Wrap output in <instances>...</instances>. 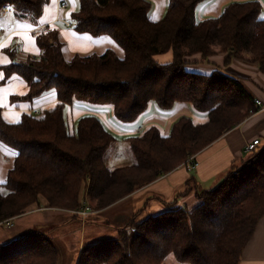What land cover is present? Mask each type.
<instances>
[{
	"label": "trees",
	"instance_id": "16d2710c",
	"mask_svg": "<svg viewBox=\"0 0 264 264\" xmlns=\"http://www.w3.org/2000/svg\"><path fill=\"white\" fill-rule=\"evenodd\" d=\"M49 0H0L18 17L41 16ZM203 0H169L162 18L150 16V0H79L71 13L78 32L109 35L124 50L120 57L103 53L66 60L56 27L37 34L38 56L4 66L6 80L20 75L28 86L23 99L49 90L58 103L44 113H23L7 122L0 108V140L17 151L6 182L0 184V225H9L32 208L80 210L88 199L104 208L170 172L211 144L249 110H257L247 87L221 71L188 67L187 56L224 54L229 65L242 51L264 74V16L259 0H232L218 16L196 17ZM217 46L218 50L214 47ZM172 52V60L156 55ZM19 98V97H17ZM188 102L208 120L194 123L182 115L163 135L157 125L127 138L134 161L109 168L105 154L117 137L96 114H84L71 134L65 106L87 103L109 106L119 121L132 123L150 102L169 110ZM189 208L171 202L165 210L136 221L133 214L114 238H100L82 247L76 264H163L169 254L189 264H239L242 251L264 215V143L246 151L224 179L197 194ZM14 222L12 225L13 226ZM54 235L41 228L16 233L0 242V264H58Z\"/></svg>",
	"mask_w": 264,
	"mask_h": 264
},
{
	"label": "crops",
	"instance_id": "0c3cea01",
	"mask_svg": "<svg viewBox=\"0 0 264 264\" xmlns=\"http://www.w3.org/2000/svg\"><path fill=\"white\" fill-rule=\"evenodd\" d=\"M152 7L150 16L153 20H159L164 15L169 0H150ZM232 0H203L196 9V17L205 19L218 16ZM263 6L264 0H259ZM62 2H67L68 7L62 8ZM79 8V0H49L44 7L43 14L35 22H29L25 18L18 17L12 8L5 13L0 12V108L2 116L7 122H18L23 113H33L38 110L41 116L45 109L51 108L58 103L56 92L49 90L33 100L23 99L28 86L23 78L13 73L7 80L4 66L12 62L9 49H14L15 59H25L27 56H38L41 49L37 43V34L46 26L58 29V38L62 42V53L66 60H71L75 55L101 54L111 48L123 57V48L109 35L93 36L88 32H78L66 21L71 19V13ZM73 22V21H72ZM156 59L162 63L172 60V52L158 54ZM188 67L201 72H212L214 70L224 71L229 66L240 67L245 74L255 75L264 88V74L258 67L245 65L234 59L225 66L224 54L217 52L208 58H203L200 53L186 57ZM249 91L262 101V106L255 112L249 113L241 122L234 125L223 135L195 154L198 165L189 168L184 163L180 164L170 172L160 175L149 184L135 190L101 209H92L86 217H91L94 211L99 212V217L109 214L116 223L108 222L113 227L112 236L117 237V231L133 214L136 221L156 214L166 209L168 204L176 202L180 205L192 207L199 201L198 192L210 189L219 184L233 165H238L246 156V146L255 138L264 143V90L248 86ZM262 92V93H261ZM19 97V98H17ZM81 103H73L67 107L68 127L71 134L76 132V123L84 110L80 108ZM188 102H177L172 109L161 112L155 103L150 102L148 109L130 125L123 126L119 130L123 141L131 135L141 134L151 125H157L163 135H168L172 123L180 116L192 117L194 123H203L208 120L205 113L195 111ZM65 111V110H64ZM105 124V123H104ZM132 125V126H131ZM109 129V128H108ZM112 131V130H111ZM113 132V131H112ZM120 140H116V143ZM17 151L0 140V184L6 182L8 171L14 166ZM134 161V158H133ZM132 161V162H133ZM131 162V163H132ZM89 205V201L85 203ZM195 206V205H194ZM34 213L40 216L41 223H50L54 216L59 220H70L83 216L73 210L46 207L43 205L32 206L26 213L14 218L12 222L20 221L22 228L18 233L33 228L29 220ZM84 217V216H83ZM39 221V223H40ZM16 233V232H15ZM114 233H116L114 235ZM14 235V234H13ZM6 236V232L0 227V238ZM112 237V238H114ZM98 235H91L88 240L96 241ZM0 239L1 241H5ZM91 241V242H93ZM239 264H264V215L259 220L254 234L244 247Z\"/></svg>",
	"mask_w": 264,
	"mask_h": 264
},
{
	"label": "rangeland",
	"instance_id": "374dc122",
	"mask_svg": "<svg viewBox=\"0 0 264 264\" xmlns=\"http://www.w3.org/2000/svg\"><path fill=\"white\" fill-rule=\"evenodd\" d=\"M40 16L27 15L25 18L29 22H35L38 20ZM74 28V26H73ZM215 50H218V47H214ZM219 52V51H217ZM251 54L248 51H242L240 56L234 57L232 60L236 59L240 63L245 65L256 66L250 60ZM227 66V65H225ZM257 67V66H256ZM259 69V68H258ZM226 73L232 75L235 78H238L248 89V86H254L261 90H264L262 83L255 75L245 74L240 67L237 66H229L224 69ZM260 71V70H259ZM249 90V89H248ZM262 93V92H261ZM189 104V103H188ZM80 108L84 110V114H96L99 116L105 125L113 131L117 140H120L113 144V146L108 149L105 154V164L109 168H114L120 165L129 164L133 161V155L129 149L128 142L123 141L122 136L119 134V130L123 126L130 125L128 123H124L119 121L114 115L111 113V109L109 106L101 105H92L83 103L80 105ZM158 110L161 112H166L165 110L159 108ZM192 108V107H191ZM65 119L68 123L67 118V107L65 109ZM132 126V125H131ZM122 139V140H121ZM89 205L92 209L95 210V200L88 199ZM201 201L199 200L195 206H197ZM192 207H195V206ZM190 207V208H192ZM99 212L94 211L93 215L90 217L81 216L78 218H71L70 220H59L58 217L54 216L52 222L50 223H41L40 216H35L34 213L30 216V221L33 223V228H41L47 230L50 235H54L53 241L59 249L60 256L58 264H76L77 259L79 257V253L85 245H88L93 240H88L91 235H98L99 238H112L113 227L108 226V222L116 223L114 219L109 217V214L104 217H99ZM17 218V217H16ZM13 220V219H11ZM40 221V223H39ZM140 221V217L137 219ZM0 227L6 232V236L1 237L0 239H9V237L13 236V234L18 233V230L22 228V223L20 221H16L13 226H9L6 224L0 225ZM16 232V233H15ZM116 233H114L115 235ZM118 235V231H117ZM163 264H189L187 262L178 261L174 255L169 254L164 260Z\"/></svg>",
	"mask_w": 264,
	"mask_h": 264
},
{
	"label": "built area",
	"instance_id": "2783aa9c",
	"mask_svg": "<svg viewBox=\"0 0 264 264\" xmlns=\"http://www.w3.org/2000/svg\"><path fill=\"white\" fill-rule=\"evenodd\" d=\"M60 6H61L62 8H66V7H68V4H67V2H62ZM10 8H11V7H10L9 5H5V6H3L1 12H2V13H5V12H7L8 10H10ZM72 24H73L72 21H70V20H67V21H66V25H67V26H71ZM255 104H256L257 109H258L259 107L262 106V101H261L260 99L256 98V99H255ZM255 111H256V110H255ZM255 111H254L253 109H250V110H249V113H253V112H255ZM33 114H35V115H39L38 110H34ZM259 143H260L259 138H255V139H253L251 142H249V143L247 144V146H246V151H249V150L254 149L255 146L258 145ZM183 163H184L186 166H188L189 168H194V167H196V166L198 165V161L195 159V155H191V156L188 157V159H186V161L183 162ZM90 210H91V207L88 206V205H85L82 209H80V210H76L75 212L80 213V214H82L83 216H85L86 214H88V213L90 212ZM6 222H7L9 225H12V224H13V222H12L11 219L6 220Z\"/></svg>",
	"mask_w": 264,
	"mask_h": 264
}]
</instances>
